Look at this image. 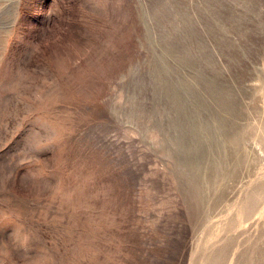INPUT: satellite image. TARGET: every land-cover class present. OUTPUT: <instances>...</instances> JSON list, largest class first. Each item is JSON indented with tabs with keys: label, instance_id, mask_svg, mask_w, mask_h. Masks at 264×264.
Wrapping results in <instances>:
<instances>
[{
	"label": "rangeland",
	"instance_id": "obj_1",
	"mask_svg": "<svg viewBox=\"0 0 264 264\" xmlns=\"http://www.w3.org/2000/svg\"><path fill=\"white\" fill-rule=\"evenodd\" d=\"M0 264H264V0H0Z\"/></svg>",
	"mask_w": 264,
	"mask_h": 264
},
{
	"label": "bare ground",
	"instance_id": "obj_2",
	"mask_svg": "<svg viewBox=\"0 0 264 264\" xmlns=\"http://www.w3.org/2000/svg\"><path fill=\"white\" fill-rule=\"evenodd\" d=\"M196 169H197V165L196 164H188L187 165V172L190 176H192L193 178H196L197 176V172H196ZM198 199V198H197Z\"/></svg>",
	"mask_w": 264,
	"mask_h": 264
}]
</instances>
